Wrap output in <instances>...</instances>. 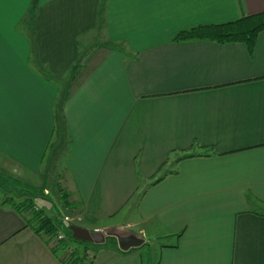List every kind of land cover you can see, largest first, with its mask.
Masks as SVG:
<instances>
[{
    "label": "crops",
    "instance_id": "0c3cea01",
    "mask_svg": "<svg viewBox=\"0 0 264 264\" xmlns=\"http://www.w3.org/2000/svg\"><path fill=\"white\" fill-rule=\"evenodd\" d=\"M263 12L264 0H0V153L40 175L57 135L81 226L145 240L79 245L91 264H264V31L252 53L175 41ZM3 202L0 264H64Z\"/></svg>",
    "mask_w": 264,
    "mask_h": 264
},
{
    "label": "trees",
    "instance_id": "16d2710c",
    "mask_svg": "<svg viewBox=\"0 0 264 264\" xmlns=\"http://www.w3.org/2000/svg\"><path fill=\"white\" fill-rule=\"evenodd\" d=\"M263 31L264 12L222 25L199 26L181 32L177 35L175 41L209 40L220 44L244 43L247 45L249 52L252 53L257 38ZM78 70L79 68L72 72L71 80L74 78ZM3 203L9 204L19 214L26 215L27 223L33 231L37 235L47 238V243L51 246V250L64 264L92 263L95 255L94 250H91L93 252V257L91 259L89 257V250H87V252L84 251L85 253L83 252L84 254L82 253V255L77 249L71 250L68 259H63L60 253L68 248L69 242L79 245H85V243L73 240L69 226L57 219L54 220L53 217L48 216L45 211L37 208L32 198H27L21 202H17L14 199H8ZM69 207L72 206L69 205ZM62 233L65 234V239L58 240V236Z\"/></svg>",
    "mask_w": 264,
    "mask_h": 264
},
{
    "label": "rangeland",
    "instance_id": "374dc122",
    "mask_svg": "<svg viewBox=\"0 0 264 264\" xmlns=\"http://www.w3.org/2000/svg\"><path fill=\"white\" fill-rule=\"evenodd\" d=\"M77 68L80 67H75V69ZM57 138V135L53 137L52 150L50 151L52 153L49 152V154H52V157L47 159V163H45L42 174L40 175L27 172L21 165L18 166L6 155L0 153V202L8 199L21 202L27 198H32L36 207L45 211V213L53 217L54 220H62L61 214H64V216L74 218V226L77 225L82 227L81 225L85 224L84 214L69 207V202L63 197L61 189H59V162L66 160L67 157L64 156V153L62 154L61 151L59 152V148L57 149L58 151L55 150ZM65 145H67V140L65 141ZM138 198L137 196L133 199V207ZM127 217H129V215ZM79 218L81 221H78ZM127 219L128 218H126V220ZM85 245L90 246L92 244L89 245V243H85ZM77 247H79V244L69 242L68 248L60 253L63 259H68L73 249H77L80 254L89 250L90 259L93 257L92 249L80 250ZM148 253L149 252L145 250V255ZM145 264H150V258L148 260L147 255L145 256Z\"/></svg>",
    "mask_w": 264,
    "mask_h": 264
},
{
    "label": "water",
    "instance_id": "95a60500",
    "mask_svg": "<svg viewBox=\"0 0 264 264\" xmlns=\"http://www.w3.org/2000/svg\"><path fill=\"white\" fill-rule=\"evenodd\" d=\"M69 230L72 234V239L81 243L89 244H105L107 238H115L117 244L122 251H129L132 248H138L145 243V240L138 237L130 231H119L113 228L106 230H98L92 232L80 226H70Z\"/></svg>",
    "mask_w": 264,
    "mask_h": 264
},
{
    "label": "built area",
    "instance_id": "2783aa9c",
    "mask_svg": "<svg viewBox=\"0 0 264 264\" xmlns=\"http://www.w3.org/2000/svg\"><path fill=\"white\" fill-rule=\"evenodd\" d=\"M61 217H62V220H60L61 222L67 224L69 227L73 225L74 218H70L69 216H64V214H61ZM78 221H81V219L79 218ZM57 239L58 240H64L65 239V234H63V233L60 234Z\"/></svg>",
    "mask_w": 264,
    "mask_h": 264
}]
</instances>
